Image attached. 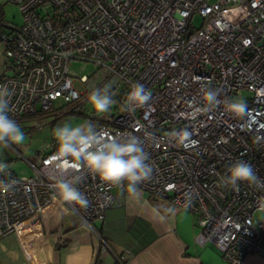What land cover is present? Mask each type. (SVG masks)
I'll list each match as a JSON object with an SVG mask.
<instances>
[{
    "label": "built area",
    "instance_id": "2783aa9c",
    "mask_svg": "<svg viewBox=\"0 0 264 264\" xmlns=\"http://www.w3.org/2000/svg\"><path fill=\"white\" fill-rule=\"evenodd\" d=\"M9 1L23 18L20 25H0V46L11 70L0 76V86L13 92L14 119L49 111L59 98L75 103L70 112L80 113L85 101L68 65L95 64L97 70L79 76V82L86 91L114 82L118 102L116 111L96 118L98 129L141 138L147 132L155 139L144 146L152 177L137 188L190 212L198 227L195 241L212 245L225 264H242L250 253L264 255V219L255 217L264 213L259 207L264 191L245 183L239 192L219 186L237 159L264 179V0ZM196 78L211 81L221 99L243 97L249 115L235 119L221 105L196 121L186 119L189 103L200 100ZM133 82L151 90L152 98L129 115L120 103ZM184 128L197 142L187 149L166 139L171 130ZM56 157L52 150L37 165L25 159L32 168L26 178L10 168L0 175L18 181L10 192L0 191V236L40 237L43 214L56 202L51 188ZM79 174L77 187L88 207L58 203L93 229V221L103 219L127 187L105 184L86 170Z\"/></svg>",
    "mask_w": 264,
    "mask_h": 264
},
{
    "label": "clouds",
    "instance_id": "9594fccd",
    "mask_svg": "<svg viewBox=\"0 0 264 264\" xmlns=\"http://www.w3.org/2000/svg\"><path fill=\"white\" fill-rule=\"evenodd\" d=\"M196 80L200 85V100L198 103L195 101L189 103L190 110L183 113L186 119L196 121L201 115L210 113L221 105L223 110L235 119H245L249 115L243 97L221 99L219 89L213 87L211 81L200 78ZM12 95L13 92L7 86H0V151L13 145H23L26 140L21 124L11 115ZM115 95L114 82L110 81L102 87H93L86 101L96 114L110 113L118 103L113 98ZM151 98V90L139 82L130 83L125 98L120 103V110L134 115L138 109L148 105ZM52 135L57 145L58 161L55 167L58 175L51 184L53 201L80 208L88 207L89 201L77 187L83 179L79 174L82 170H86L88 174L105 184L117 187L126 185L133 192L139 184L152 177L153 165L149 162V154L144 147L149 141L155 142L151 133L145 132L143 138L132 133L112 136L106 131L99 130L91 121L80 124L65 121L53 129ZM191 137L192 132L184 128L171 130L166 139L187 149L197 143ZM8 168L9 165L0 160V175H8ZM17 183L18 181L14 179L10 182L0 180V191L10 192ZM241 183L264 191V179L257 175L249 163L237 159L227 169V174L220 177L219 186L239 192ZM259 207L264 210V198L260 199Z\"/></svg>",
    "mask_w": 264,
    "mask_h": 264
},
{
    "label": "crops",
    "instance_id": "0c3cea01",
    "mask_svg": "<svg viewBox=\"0 0 264 264\" xmlns=\"http://www.w3.org/2000/svg\"><path fill=\"white\" fill-rule=\"evenodd\" d=\"M7 70L0 46V76ZM194 218L139 188L121 192L93 229L54 202L39 238L0 236V264H121L120 257L122 264H225L212 245L195 241ZM242 264H264V255L247 254Z\"/></svg>",
    "mask_w": 264,
    "mask_h": 264
},
{
    "label": "rangeland",
    "instance_id": "374dc122",
    "mask_svg": "<svg viewBox=\"0 0 264 264\" xmlns=\"http://www.w3.org/2000/svg\"><path fill=\"white\" fill-rule=\"evenodd\" d=\"M0 3L3 5L4 9V23L20 25L23 18L18 7L9 0H0ZM194 20L196 24L200 23L199 18H195ZM96 70L97 67L95 64L80 60H72L68 65V73L74 80L73 85L78 90H82L80 100L85 101L79 114L70 112L75 103H65L59 98L54 102L51 110L17 120L25 132V143L20 146L13 145L9 149L0 151V160L7 163L18 178H26L32 174V168L26 160L37 165L40 161L38 154L42 153V151L57 149L56 141L52 135L53 129L57 125L65 121H70L73 124H80L91 119L93 116L104 115H98L91 110V107L86 101V97L91 89L86 91L84 85L79 82V76H90ZM7 73L10 74L11 70L8 69ZM102 86L103 85H97L96 87ZM117 107L118 105L114 106L110 113L116 111ZM255 217L264 219V213L257 212Z\"/></svg>",
    "mask_w": 264,
    "mask_h": 264
},
{
    "label": "trees",
    "instance_id": "16d2710c",
    "mask_svg": "<svg viewBox=\"0 0 264 264\" xmlns=\"http://www.w3.org/2000/svg\"><path fill=\"white\" fill-rule=\"evenodd\" d=\"M4 24V9H3V5L0 3V25H3ZM81 112V111H80ZM40 113V112H39ZM38 113L34 114V115H37ZM79 114V113H78ZM34 115H31V116H34ZM99 116H93L91 119L87 120V121H91L93 123H95L96 125H98V120H96V118H98ZM24 118V117H23ZM86 121V122H87ZM57 150V149H56ZM52 151V150H50ZM50 151H42V153L38 154L39 157L43 154V153H47V152H50Z\"/></svg>",
    "mask_w": 264,
    "mask_h": 264
}]
</instances>
